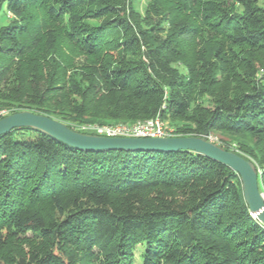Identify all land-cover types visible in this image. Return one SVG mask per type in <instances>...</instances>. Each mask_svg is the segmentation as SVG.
<instances>
[{"label":"trees","instance_id":"1","mask_svg":"<svg viewBox=\"0 0 264 264\" xmlns=\"http://www.w3.org/2000/svg\"><path fill=\"white\" fill-rule=\"evenodd\" d=\"M147 1L143 16L137 0H0V120L85 133L160 116L252 161L264 194L260 0ZM0 264H264V225L240 176L203 155L19 128L0 137Z\"/></svg>","mask_w":264,"mask_h":264},{"label":"water","instance_id":"2","mask_svg":"<svg viewBox=\"0 0 264 264\" xmlns=\"http://www.w3.org/2000/svg\"><path fill=\"white\" fill-rule=\"evenodd\" d=\"M28 128L81 151H147L175 153L192 151L222 163L237 173L242 182L243 196L253 217L264 225V194L259 190V174L255 164L233 151H227L209 139L199 137L120 138L81 133L45 115L29 111L8 115L0 120V137Z\"/></svg>","mask_w":264,"mask_h":264},{"label":"built area","instance_id":"3","mask_svg":"<svg viewBox=\"0 0 264 264\" xmlns=\"http://www.w3.org/2000/svg\"><path fill=\"white\" fill-rule=\"evenodd\" d=\"M160 116L135 124L86 125L80 128L87 134L120 138H162L172 137L173 130L167 126ZM211 142H215L209 137Z\"/></svg>","mask_w":264,"mask_h":264},{"label":"rangeland","instance_id":"4","mask_svg":"<svg viewBox=\"0 0 264 264\" xmlns=\"http://www.w3.org/2000/svg\"><path fill=\"white\" fill-rule=\"evenodd\" d=\"M138 2V7H139V9H140V11H141V13H142V15L144 16L145 15V11H146V8L148 7V1L147 0H137ZM259 5L261 6V7H263L264 8V0H260V2H259ZM165 123H167V124H169L167 121H164ZM211 138H213V140L215 141V142H213V143H215L216 144V142H218V138H217V136H210ZM209 139V138H208ZM29 234V233H28ZM30 235V234H29ZM24 248L25 249H28L26 246H24ZM141 250H142V248H139L138 249V251H137V253L139 254L140 252H141Z\"/></svg>","mask_w":264,"mask_h":264}]
</instances>
